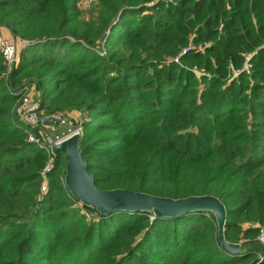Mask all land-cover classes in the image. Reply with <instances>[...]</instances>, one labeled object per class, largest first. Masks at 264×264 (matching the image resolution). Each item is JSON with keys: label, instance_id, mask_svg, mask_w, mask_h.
Segmentation results:
<instances>
[{"label": "trees", "instance_id": "trees-1", "mask_svg": "<svg viewBox=\"0 0 264 264\" xmlns=\"http://www.w3.org/2000/svg\"><path fill=\"white\" fill-rule=\"evenodd\" d=\"M0 24L24 43L8 72L0 53V264H264L257 244L222 248L206 210L83 204L98 214L86 219L62 151L41 192L48 153L15 111L33 84L41 114L83 113L75 129L95 184L215 194L225 237L254 239L264 229V0H97L86 15L78 0H0Z\"/></svg>", "mask_w": 264, "mask_h": 264}, {"label": "water", "instance_id": "water-1", "mask_svg": "<svg viewBox=\"0 0 264 264\" xmlns=\"http://www.w3.org/2000/svg\"><path fill=\"white\" fill-rule=\"evenodd\" d=\"M46 117H42L44 121ZM52 122V118L49 120ZM65 153L66 166L64 183L69 192L82 204L95 209L100 214L110 211H148L161 216H176L196 210H206L216 218L218 239L221 247L234 254L245 252L252 244L262 250L264 244L257 238L230 241L225 237L224 228L227 210L223 201L211 193L189 194L172 197L153 194L125 187L102 188L95 184L93 174L87 169V161L79 145V131L65 135L51 145V152Z\"/></svg>", "mask_w": 264, "mask_h": 264}, {"label": "built area", "instance_id": "built-area-1", "mask_svg": "<svg viewBox=\"0 0 264 264\" xmlns=\"http://www.w3.org/2000/svg\"><path fill=\"white\" fill-rule=\"evenodd\" d=\"M91 1V0H89ZM23 42H19L15 37L7 35L5 33V27L0 24V53L4 59V62L7 66V72L19 62L20 58V49L23 46ZM181 53V52H180ZM248 58V56H246ZM174 60H178V56L173 57ZM249 64L246 62L244 68L248 69ZM197 71L196 68H194ZM16 114L23 124L24 130L27 133V139L31 142H35L40 147L44 148L48 153V160L45 163L44 167L41 170L42 175L44 176L41 183V190L46 189V171L52 166V157L51 155V145L53 142L59 140V135L56 137L58 139L51 140L48 137L46 128L51 126L54 122L60 125H66L67 119L59 111H53L50 114H41L39 111V100L35 96V89L33 84L24 83L19 89V96L16 99L15 106ZM42 117H46L44 121ZM52 118V122H50ZM38 126V132H35L33 129ZM69 133H72L78 129L71 130L67 128ZM50 139V140H49ZM79 205H83L79 200ZM85 215L93 219H98V214L93 210H85ZM261 232L258 235V238L264 242V229L260 230Z\"/></svg>", "mask_w": 264, "mask_h": 264}, {"label": "rangeland", "instance_id": "rangeland-1", "mask_svg": "<svg viewBox=\"0 0 264 264\" xmlns=\"http://www.w3.org/2000/svg\"><path fill=\"white\" fill-rule=\"evenodd\" d=\"M96 1L97 0H91V1H89V0H78V3L80 5L81 9L83 10V14L86 15L89 11H91L93 9V7L95 6ZM59 112H61L65 116V118L67 119V122L68 123L66 125H60V124H57V123L54 122L51 126H49L48 128H46L47 133H48V137L51 140L58 139L56 137V135L57 134H60L62 131H65L66 128H70L71 127L70 129L71 130H74L76 125L79 126L80 120L83 117V113L79 109H76V108H70L67 111L60 110ZM78 128H80V127H78ZM67 134H69V131L66 132V133H61V136H59V138L60 137H64ZM50 156H53L54 157V155L52 153H51ZM51 162H53V159H52ZM51 164H53V163H51ZM41 192H43V191L41 190ZM76 204L81 207V211L83 212V214L86 217V219H88V220H96V219H93L91 217L89 218V217H87L85 215V210H90V209L85 208L84 205H79V202H76ZM259 233H258V235H259ZM258 235L255 238L259 239L258 238ZM259 240L264 244V242L261 239H259ZM240 241H242V240H240ZM259 250H260V252H259L258 257L260 258L264 254V249L262 250V248L259 246Z\"/></svg>", "mask_w": 264, "mask_h": 264}, {"label": "crops", "instance_id": "crops-1", "mask_svg": "<svg viewBox=\"0 0 264 264\" xmlns=\"http://www.w3.org/2000/svg\"><path fill=\"white\" fill-rule=\"evenodd\" d=\"M5 33L7 34V35H11V36H13L12 34H11V32L7 29V28H5ZM14 37V36H13Z\"/></svg>", "mask_w": 264, "mask_h": 264}]
</instances>
